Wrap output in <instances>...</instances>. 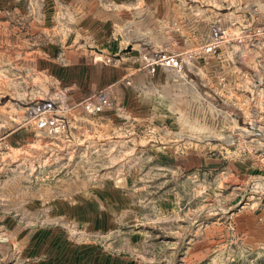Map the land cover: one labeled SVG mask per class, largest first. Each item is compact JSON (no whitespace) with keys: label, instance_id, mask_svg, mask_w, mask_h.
<instances>
[{"label":"rangeland","instance_id":"374dc122","mask_svg":"<svg viewBox=\"0 0 264 264\" xmlns=\"http://www.w3.org/2000/svg\"><path fill=\"white\" fill-rule=\"evenodd\" d=\"M262 82L264 0H0V264H264Z\"/></svg>","mask_w":264,"mask_h":264},{"label":"built area","instance_id":"2783aa9c","mask_svg":"<svg viewBox=\"0 0 264 264\" xmlns=\"http://www.w3.org/2000/svg\"><path fill=\"white\" fill-rule=\"evenodd\" d=\"M264 86V82L261 83ZM105 102H103L104 104ZM54 105L51 102H39L27 110L28 117L35 121L37 128L47 129L54 125L52 112ZM258 117L264 119V108L256 112Z\"/></svg>","mask_w":264,"mask_h":264}]
</instances>
